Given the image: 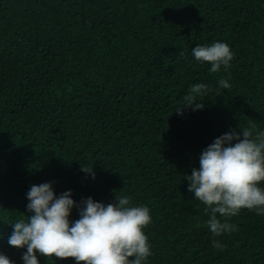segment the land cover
<instances>
[{
	"label": "trees",
	"instance_id": "16d2710c",
	"mask_svg": "<svg viewBox=\"0 0 264 264\" xmlns=\"http://www.w3.org/2000/svg\"><path fill=\"white\" fill-rule=\"evenodd\" d=\"M217 41L234 59L211 74L191 52ZM220 78L231 87L176 113L192 85ZM250 123L264 131V0H0V253L23 264L10 224L47 182L76 203L147 206L146 264H264V215L244 209L229 220L238 231L214 238L185 180L208 145Z\"/></svg>",
	"mask_w": 264,
	"mask_h": 264
},
{
	"label": "clouds",
	"instance_id": "9594fccd",
	"mask_svg": "<svg viewBox=\"0 0 264 264\" xmlns=\"http://www.w3.org/2000/svg\"><path fill=\"white\" fill-rule=\"evenodd\" d=\"M196 61L211 64L210 73H219L231 67L234 54L224 42L197 45L192 49ZM180 55H184L183 52ZM230 76V73H229ZM219 87L196 83L183 97L185 109L202 110V98L220 89L231 87L228 78L218 79ZM198 98H201L198 100ZM81 171L95 179L91 166L81 165ZM188 192L205 205L208 215L205 226L212 237L238 231L229 223L244 209L264 215V131L254 123L216 138L199 157V168L187 175ZM72 192L57 196L51 183L31 185L26 196L27 212L14 224L8 244L26 249L23 264H39L38 255L56 260H74L75 264H146L153 255L144 229L151 223L147 206H133L131 197L115 196V202L104 204L91 197L76 203ZM79 219L70 221L73 209ZM212 246L223 250L219 239ZM0 264H15L0 253Z\"/></svg>",
	"mask_w": 264,
	"mask_h": 264
}]
</instances>
